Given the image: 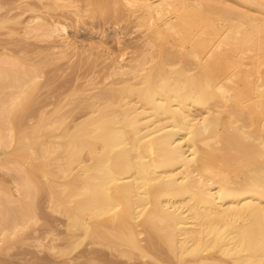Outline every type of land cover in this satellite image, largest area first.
I'll return each mask as SVG.
<instances>
[{
	"label": "bare ground",
	"instance_id": "1",
	"mask_svg": "<svg viewBox=\"0 0 264 264\" xmlns=\"http://www.w3.org/2000/svg\"><path fill=\"white\" fill-rule=\"evenodd\" d=\"M31 1L17 0L36 11ZM103 1L36 0L48 17L36 7L18 29L71 63L78 50L64 14L119 15L142 33L141 52L122 49L110 66L116 79L101 87L89 75L77 103L45 104L36 121L30 106L53 56L39 68L25 53H0V166L16 172L6 170L13 190L0 182V253L29 246L28 230L52 218L38 211L48 202L65 234L48 225L32 245L65 263L97 245L129 261L264 264V0ZM15 9L1 27L17 26L25 11Z\"/></svg>",
	"mask_w": 264,
	"mask_h": 264
},
{
	"label": "rangeland",
	"instance_id": "2",
	"mask_svg": "<svg viewBox=\"0 0 264 264\" xmlns=\"http://www.w3.org/2000/svg\"><path fill=\"white\" fill-rule=\"evenodd\" d=\"M4 1H6L5 6L7 7V9L5 7V9H2L0 11V15H1L0 19H2L7 14L8 15L10 14V15L17 16L18 11L15 9L16 6H18L19 13L21 11H25V12H21L22 14L20 13L19 16L23 15V13L25 15L22 16L23 18L17 17L18 19H15L17 21L14 20L15 23L17 24V26H15V25L13 26L12 24L14 22L12 23V21L10 22L12 24L5 22L4 23V26H5L4 28L0 26L1 27L0 28V53L6 52V53L9 54V51H10L13 54L15 52V55H13L14 57H17L20 54L23 56L24 53H25V55L28 57V59L29 58L32 59L31 61L27 59V61H30L31 63L33 62L32 65L34 64V61H39L40 62V64L38 62H36V63H38L37 64L38 66L36 65V67H39V68L42 67L40 65H43V64L45 65L48 62V64L46 66H44V68H42L43 74H46V75H43V76L46 77V78L43 77V80L45 82H43V80H42L43 84L42 83L40 84V87L42 89H39L40 87H38L37 90H38L39 93H37V94L35 93L36 95L39 94L38 95L39 97H40V94L42 93L41 97H40V101H39L38 97H35L36 95L34 96L35 98L38 99V100L35 99V101L36 100L39 101V103L41 105L37 101L36 102L33 101L34 106H33V104H31V106H30V108L32 110L30 108H28L34 114L37 113V111L40 113L41 110L45 109L46 105H47V107L48 106L50 107V108L48 107V110H50L51 108L55 107V105L57 103H59L58 102V100H60L59 98H62L61 100L64 101L62 103L67 102V103H69V105L73 104L75 102V100H77V99L81 100L82 96L77 91L84 87V86H82L83 85L82 83L85 82V80L87 81L88 78L91 79L90 78L91 76H89L91 74L95 75V78H94V75H92L94 80H93V78L91 80H93L95 82V84H97L99 86L102 85L101 87H103L105 84L103 83L104 81L102 82V80L104 78L106 79V78H111L112 77L111 73L109 74V72H111V70H112L111 69L112 67H110V66L112 64H114L116 60H118L120 58V55L123 52L126 51L125 56L128 57V56H131V54L133 52L135 54L139 53V51L141 52V50L143 49L142 47H145L143 45L145 43L144 42V38L142 39L143 36H141L142 33L140 34V31H138V30H136L134 28L133 23H130V24H132L130 26L129 22H127L126 20H125L126 22L125 21L121 22L124 19H121V17H119V15L116 16V20L118 19L117 21L114 18L115 15H111L112 18L109 15L110 17L108 16V19L106 18L107 21H102L103 17L100 16L101 18H98L99 14H97L98 17L95 15L96 19H95L94 16H90L89 17V16L85 15L87 19L85 18V16H83L85 19L82 17V19L80 18L81 20L78 19L76 16H74L72 14H70V16H68L69 14L68 15L64 14V16H66V18H68L67 22L70 23L71 27H72V29H70L71 40H73L72 42H74V45L77 46V48H78V49L76 48V50H78V53H77L78 55L76 56L75 59H73V61H75V62H73L74 65L76 64V66H74L73 63H71L72 61L70 62L67 58H66L67 60L65 61L63 59L65 57L62 58V56H60L61 60L58 59V56H59V55H57L58 53L56 51H55V53H53L54 50H51V45L53 46V44H54L53 42L50 43V42H48L49 40H47L45 38L43 39V37H36L35 36L36 38H34V36H33L31 38L29 36L30 37L29 38L28 35L25 36V34L22 31V29L18 30L19 28L23 27V26L21 27V25H23L24 22H26L31 15H33L35 13H38L37 12V8H38L39 11L41 9L39 14H42V13L45 14L46 13V9L42 6V4L39 5V2L37 3V2H35L36 0H32L30 2V4H32V3L33 4L30 5V6H32V7L34 6L35 7V5H36L37 8L35 7L36 11H30V10L27 9L29 7V5H26L25 3H18L19 1L17 2V0H11L12 2H14V3H12V6H11V3H10L11 1H9V0H4ZM106 1H103V2H106ZM8 2L10 4L11 8H12V12L8 13V11H7V14H6V10L11 9V8H9ZM84 3H85V1H84ZM84 3H83V1L81 2V4H84ZM107 3H109V2H107ZM20 4H21V6H20ZM25 5L27 6V8H25L26 7ZM13 9L15 10L14 14H13ZM42 9H43V12H42ZM3 11L5 12V15H2V14H4ZM44 11H45V13H44ZM110 13L112 14L113 12L110 11ZM47 14H48V12H47ZM47 14H45V16ZM24 16H25V18H24ZM46 17H48V15ZM19 18H20V24H18L19 23L18 22ZM76 18H77V20H74ZM106 19H103V20H106ZM112 19H113V21H112ZM116 22L119 23V24H117ZM18 25H20V26L18 27ZM7 26H9V28H6ZM14 27H15V29H13ZM16 28H17V30H16ZM8 29H12V30H9V32L10 31H15L19 36L15 35V36L11 37V34L12 35L16 34L14 32L13 33L10 32L11 34H9L10 36H8L7 35L9 33ZM17 31L18 32L21 31L22 34L18 33ZM139 34H140V36H139ZM26 38H28V39H26ZM6 46L8 48H6ZM3 47H5V49L9 50V51H5L3 49ZM52 49H53V47H52ZM122 49L125 50V51H123ZM11 53H10V55H12ZM16 53H17V55H16ZM47 53H50V56H53V57H55L57 55V59H54L53 57H51V59H54L56 61L50 63L51 59H49L50 56ZM54 54H56V55L54 56ZM20 57H17V59H20ZM46 59L47 60L49 59V60L45 63ZM23 60L24 59L21 58V61H23ZM42 61H44V62H42ZM67 61H69V63H71V65L68 63V65H69L68 67H67ZM26 62L24 61V63H26ZM30 62H27V63L29 64ZM77 62H78V64L81 62V64L78 65ZM33 66H35V65H33ZM109 67H110V69H109ZM43 70H45V71H43ZM108 74L111 77H109ZM79 77H80V79H79ZM99 78L101 80L100 83H102V84L97 82V81H99ZM114 79H116L115 76H114L113 79L110 80V82L112 80H114ZM46 82H49L50 85L49 84L48 85L51 86V87L46 85L47 88L44 86V89H43V85L47 84ZM78 82L81 83V84L79 83L81 85V87L78 86ZM107 83H109V81ZM75 86L76 87L78 86V88H75ZM39 90H41V93H40ZM75 93H76V95L79 94L80 96L79 95H78V97L76 95L73 96L72 94H75ZM66 94H67V96H65ZM69 95H70V97H69ZM63 96H64V98H63ZM70 98L75 99V100H73V102H72V99L70 100ZM43 102H44V105H43ZM75 103H77V101ZM71 106H73V105H71ZM71 106H68V105L65 106L63 111L68 110ZM30 110H28V111L30 112ZM29 112H28V114H29ZM32 112H30L29 115L25 113V115L27 116L26 117L27 120H25V121L28 122L29 121L28 118L31 121V122L29 121V124L34 123L35 120L37 121L38 117H39V113H37L38 116H36V114L34 115ZM32 114L36 118L35 120H34V117H33ZM5 158H6L5 150L3 148H0V161H5ZM6 170L9 171L11 169L10 168L9 169L8 168L5 169V167L0 166V182H1V185L4 182L3 183L4 186H5V184H8L10 182V180L14 179V178L11 179L10 176L15 177L13 175V172L15 171V170H13V168H12V170H13L12 174L6 172ZM14 173H16V172H14ZM2 180H8V182L7 181H2ZM5 182H7V183H5ZM12 183L10 182L9 186ZM13 185L10 186V190H13L12 189V187H14ZM44 192H42V194ZM47 195L48 194L45 195V193H44L45 198H43V196L40 194V196L44 199L45 202L48 199ZM40 196H38L39 201L37 200V204H39L38 202L43 201L40 198ZM47 203L48 202H46L45 204L48 205ZM45 204L43 203L41 205V203H40L38 205V207H39L38 211L41 213V215H43V216L45 215L44 217H47V215H49V217L51 218V216H52L51 219L49 218L52 221L48 220V218L43 219V217L41 216L40 219L44 220V221L38 223V228L39 229H37V230H38V234H40L39 236H41V235L43 236V234H45V236H46V233H44V232L47 231V229L49 227H50L49 230L52 229V228H58L59 227L60 231L58 229L57 230H58L59 233L61 232V235L63 236L65 234L64 233L65 231L63 232V230L65 229V224H66L65 218L63 216H61V215H56V213L51 212L49 206L47 207ZM43 205H44V207H43ZM46 220H48L47 222L50 221L49 224H47V222H45ZM43 222L45 223V225L43 224ZM53 223L55 225L57 224L58 226L57 225L55 226ZM39 224H41V225L39 226ZM48 225H49V227H48ZM32 227L33 228H31V227L30 228L33 229L32 230L33 232L37 231L36 230L37 225L32 226ZM45 228H47V229H45ZM42 230H44L42 232V234L39 233V231L41 232ZM28 231L27 232L30 233V235H28L27 233L26 234L30 237L28 240L31 241V242L27 241V242L30 243L29 246L26 243H25L26 244L25 246H23L24 244L23 245L19 244L20 247L22 246L21 248L19 247V245L16 246L17 248L15 247V249L12 248V250H11V248H10L11 251L8 249L9 250L8 254H6L7 252H5V251H7V249L5 251L2 249V254L0 253V264H34V263L35 264H38V263H40V264H46V263L47 264H50V263L56 264L58 260H59V262H61L60 260H62V263L58 262L57 264H157V263H155V261L153 259L151 260L150 258L145 259V260L142 259V261H141V258L134 257V259L129 261L130 259L127 260L126 258L120 257L117 254V252H115V251L112 252L110 250V248H106L105 247L106 249H104V247L100 246L101 247L100 248L97 245H96L97 248L95 246H92L91 248H89L86 245H83L82 247L79 248L80 250H82V255H80L81 251H79V249H78L76 251L77 252L79 251L80 254L75 251L76 253L73 252L74 254L72 253L73 255H70V256H73V258H74V256L79 254L78 258L76 256L75 257V261H74V259H73V262L71 261L72 263L68 262V260H66L67 262L65 263L64 260H63L64 257H63V259L61 257H60L61 259L59 257H57V256L55 257L54 255H53L54 256L53 257L52 254H50L49 252H48L49 254L45 253L46 250L43 251V250H40L41 248L35 247L36 245L33 246L32 242H33L34 237H35V235H33V234H35V233H33L30 229ZM31 235L33 236V240H31V238H32ZM33 244H34V242H33ZM83 247H85V248H83ZM161 250H162L161 251L162 253H158V255H157V251H155L153 254H155L157 256H159V255H163L164 256L165 255L164 253H166L165 249L162 248ZM41 256H44V257H42V259H44V258H46V259L50 258V259H49V261H47V260L43 261L41 259ZM163 256H161L162 259L166 258L167 257V253H166L164 258H163ZM53 258H59V259L55 260ZM52 260H55V261H52ZM44 262H46V263H44ZM152 262H154V263H152Z\"/></svg>",
	"mask_w": 264,
	"mask_h": 264
}]
</instances>
